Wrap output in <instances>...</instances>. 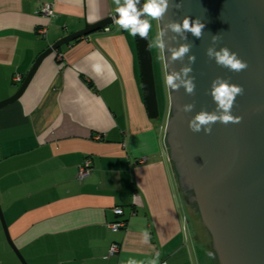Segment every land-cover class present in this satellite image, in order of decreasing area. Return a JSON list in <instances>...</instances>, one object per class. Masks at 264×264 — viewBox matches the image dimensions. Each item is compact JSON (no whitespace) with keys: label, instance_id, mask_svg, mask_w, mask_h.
I'll list each match as a JSON object with an SVG mask.
<instances>
[{"label":"crops","instance_id":"1","mask_svg":"<svg viewBox=\"0 0 264 264\" xmlns=\"http://www.w3.org/2000/svg\"><path fill=\"white\" fill-rule=\"evenodd\" d=\"M42 3L54 4L53 17L38 13ZM117 7L0 0V101L47 48ZM109 27L46 57L22 97L0 108V204L10 236L29 264H213L210 235L183 200L166 116H149L137 37ZM88 157L93 172L80 180ZM119 220L127 226L111 229ZM115 243L120 251L109 256ZM0 264H22L1 219Z\"/></svg>","mask_w":264,"mask_h":264},{"label":"water","instance_id":"2","mask_svg":"<svg viewBox=\"0 0 264 264\" xmlns=\"http://www.w3.org/2000/svg\"><path fill=\"white\" fill-rule=\"evenodd\" d=\"M144 3L145 0H139L137 9L141 10ZM177 4L181 7L177 8ZM116 15L87 23L47 48L18 91L0 101V108L22 97L46 57L112 25ZM185 17L199 18L205 24L201 38L190 32L181 35L168 27L172 22L182 23ZM158 24L166 75L175 72L180 76L175 81L178 90L168 89L166 142L185 206L191 214L195 212L187 202L197 207L220 264H264V0H169L168 12ZM216 35L220 39L214 43L212 37ZM137 43L147 109L152 119H158L160 105L150 32L148 39L137 36ZM182 45H190V50L174 61L172 50ZM209 47L216 51L229 48L248 67L233 72L217 65L206 55ZM185 67L191 69L187 75L182 71ZM217 77L243 88L231 110L242 120L227 125L217 122L211 126L210 134L203 130L193 132L188 126L190 119L201 110L216 111L209 92ZM189 79L195 84L193 94H188L182 83ZM185 105L193 107L185 112ZM0 219L10 246L22 264H29L10 236L1 204Z\"/></svg>","mask_w":264,"mask_h":264},{"label":"clouds","instance_id":"3","mask_svg":"<svg viewBox=\"0 0 264 264\" xmlns=\"http://www.w3.org/2000/svg\"><path fill=\"white\" fill-rule=\"evenodd\" d=\"M114 3L118 5L115 9L116 18L114 23L119 28L127 31L131 36L141 39H148V33L151 30V24L147 19H141L142 16L150 17L153 20H159L163 18L169 9V0H145L143 8L137 9L139 0H114ZM177 8L181 7L180 4L175 5ZM173 32L183 35L185 32H190L197 39L202 37L205 24L201 22L199 18L192 20L190 17H185L182 23L172 22L168 25ZM186 38V37H185ZM220 39L219 35L213 36L212 40L215 43ZM157 45L162 49L163 44L157 40ZM151 47V43H150ZM190 50V45H182L178 50H172V59H182L186 53ZM206 55L210 59H214L216 64L229 69L233 72H240L245 70L248 65L247 62L241 60L237 53L232 52L227 47H222L219 51L209 47L206 50ZM194 61V57L190 58ZM184 75H187L191 69L185 67L182 69ZM180 79L179 74L173 72L172 74L165 75L164 82L167 89L178 90L179 85L175 83ZM185 90L188 94H193L195 90V84L191 79L182 81ZM243 88L240 85L230 83L227 79L217 77L212 81V86L209 94L211 95L213 102L216 104V111L209 113L206 110H201L192 119L189 120V128L193 132H200L203 130L206 134H210L212 131V125L219 122L222 124L240 123L242 117L232 115V108L234 106L236 97L243 94ZM193 105L183 106V111L188 112L192 109ZM149 233L145 231L143 233V241L145 243L149 240ZM208 256L215 259V253L209 251ZM159 255V254H157ZM128 264H137L135 260H129ZM155 264V261H153Z\"/></svg>","mask_w":264,"mask_h":264},{"label":"built area","instance_id":"4","mask_svg":"<svg viewBox=\"0 0 264 264\" xmlns=\"http://www.w3.org/2000/svg\"><path fill=\"white\" fill-rule=\"evenodd\" d=\"M38 13L45 16V17H53L55 14V10H54V4L52 3H42L39 6V10ZM105 31H110V27L107 26L104 29ZM42 33L46 32V29L41 30ZM21 78L19 76H16L15 80L18 81ZM93 172V161L91 158H86L83 162V164L80 167L79 170V179L83 180L86 177H88L91 173ZM114 212L116 215L118 216H122L124 214V209L122 207H116L114 208ZM127 226V221L125 220H119L116 222H113L110 224L111 229L113 230H119L122 228H125ZM120 251V246L119 244L115 243L111 246L110 252H109V256H113L115 254H117ZM161 264H167L166 261L161 262Z\"/></svg>","mask_w":264,"mask_h":264},{"label":"rangeland","instance_id":"5","mask_svg":"<svg viewBox=\"0 0 264 264\" xmlns=\"http://www.w3.org/2000/svg\"><path fill=\"white\" fill-rule=\"evenodd\" d=\"M148 21L151 24V30H150V36H151V45H152V52H153V57H154V64H155V75L157 77L156 79V83H157V92H159V98L160 101L162 100V87H161V75L165 72L166 74V68H165V64H164V56L162 55L161 51L159 53V49H161L158 45H157V40L159 39V41L162 43L161 41V32H160V28H159V24H158V20H153L150 17H148ZM163 71V72H162ZM164 96L165 92H164ZM169 96V94H168ZM163 114H164V109L163 106L161 107ZM169 112H170V104H168L167 109H166V118L165 120H168L169 117ZM198 216L199 219V214H196ZM206 232L208 233V231L206 230Z\"/></svg>","mask_w":264,"mask_h":264},{"label":"trees","instance_id":"6","mask_svg":"<svg viewBox=\"0 0 264 264\" xmlns=\"http://www.w3.org/2000/svg\"><path fill=\"white\" fill-rule=\"evenodd\" d=\"M151 37V36H150ZM160 51H161V53H162V49H159ZM162 55H163V53H162ZM154 69H155V64H154ZM163 72V71H162ZM156 74V73H155ZM165 72L161 75V87H162V92H163V94H162V100L160 101V98H159V92H158V99H159V105H160V116L161 115H165L166 114V109H167V106H168V104H170V100H169V96H168V94H169V91H168V89L166 88V86H165V82H164V78H165ZM156 79H157V77H156ZM164 92H165V95L166 96H164ZM163 106V109H164V114H163V111H162V109H161V107ZM190 206V205H189ZM194 212L196 213V214H199V212H198V210H197V207H195V209H194ZM198 217V216H197ZM199 220H201V216H200V214H199ZM201 222H202V220H201ZM202 224H203V222H202ZM204 225V224H203ZM204 228L207 230V228L204 226ZM208 231V230H207ZM208 234L210 235V233H209V231H208ZM209 243H210V248L211 249H213V243H212V238H211V235H210V241H209ZM212 252L213 253H215V259H213V264H220L219 263V260H218V257H217V254H216V251H214V250H212Z\"/></svg>","mask_w":264,"mask_h":264},{"label":"flooded vegetation","instance_id":"7","mask_svg":"<svg viewBox=\"0 0 264 264\" xmlns=\"http://www.w3.org/2000/svg\"><path fill=\"white\" fill-rule=\"evenodd\" d=\"M178 176H179V175H178ZM179 179H180V177H179ZM179 182L181 183V187H182V189L184 190V194H185V197H186V200H187L186 190L184 189L181 180H179ZM187 191H188V190H187ZM187 203L190 205L189 202H187ZM190 207H191V209H193V210L195 209V207H193L192 205H190ZM212 250H214V248H213ZM214 251H215V250H214Z\"/></svg>","mask_w":264,"mask_h":264}]
</instances>
